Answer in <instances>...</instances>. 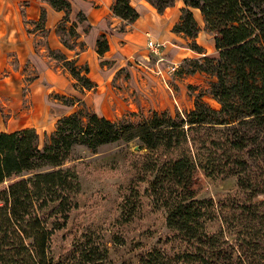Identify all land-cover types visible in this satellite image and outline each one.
<instances>
[{"label":"trees","instance_id":"trees-1","mask_svg":"<svg viewBox=\"0 0 264 264\" xmlns=\"http://www.w3.org/2000/svg\"><path fill=\"white\" fill-rule=\"evenodd\" d=\"M43 1L64 12L56 31L68 34L71 43L60 37L72 50L79 35L76 23L67 26L70 2ZM145 1L158 13L175 2ZM181 3L172 32L192 40V50L201 53L194 43L199 30L195 10L214 34L218 57L190 60L189 73L214 78L208 95L218 108L201 102L199 94L183 115L154 111L132 122L111 121L83 106L58 119L42 144L35 129L0 131V264H118L94 231L74 238L64 254L55 256L52 245L78 208L80 182L70 166L73 149L95 153L102 146L134 140L145 153L131 160L133 175L117 221L128 223L146 200L152 210L163 212L169 233L157 242L162 247L141 254L137 263L119 264H264V0ZM111 10L127 24L139 17L130 0H114ZM45 20L42 10L33 29L45 32ZM84 20L79 13L77 22ZM108 49L102 34L96 51L102 56ZM48 54L69 72L79 93L96 87L86 66L77 67L57 51ZM55 99L80 104L75 97ZM198 175L236 178L237 191L217 201L200 195Z\"/></svg>","mask_w":264,"mask_h":264},{"label":"rangeland","instance_id":"rangeland-1","mask_svg":"<svg viewBox=\"0 0 264 264\" xmlns=\"http://www.w3.org/2000/svg\"><path fill=\"white\" fill-rule=\"evenodd\" d=\"M174 6L175 4L171 7ZM175 8L179 16L180 9ZM196 18L199 25L196 38L202 46L201 53L204 56H197L192 52L193 42L190 39L182 37L185 41L176 38L171 44L164 42L162 78L157 75L154 58L150 57L147 63H143L141 59L129 60L104 81V86L94 94L88 106L84 107L111 121L126 118L137 122L140 116H149L154 111L167 112L172 116L183 115L193 109L196 97L203 94L201 102L217 109V103L208 95L214 78L208 74L189 73L192 70L189 67L190 60L218 57L212 45L214 34L205 29L202 16L196 15ZM121 28L124 27L117 26L118 31ZM58 29L61 27L58 26ZM60 35L71 43L66 32L60 31ZM184 42L192 51L183 48ZM170 48L173 49L172 53L168 50ZM178 52H184L185 56L191 55L192 58L177 57ZM173 64L177 65V69L170 72ZM22 73H26V77L22 78L21 94L17 96L19 88L12 87V94H9L12 96L0 98V131L12 132L26 125H35L42 144L50 134L56 115L50 111L48 117L40 118L45 113V106L24 99L28 81L32 78L28 77L31 71L22 70ZM29 109L33 110L30 112ZM139 146L138 141L134 140L105 145L95 153L80 146L73 149L70 166L75 168L80 182V191L76 197L78 208L70 213L65 228L55 234L52 245L55 256L64 254L72 240L86 231H94L103 236L109 248V259L118 264L137 263L141 254L154 246L162 247L157 242L169 233L165 227L164 214L162 211L152 210L146 200L128 223L121 225L117 221L133 175L131 160L145 153ZM195 187L200 195L217 201L237 191V179H208L198 175ZM218 226L219 224H215L214 229Z\"/></svg>","mask_w":264,"mask_h":264},{"label":"crops","instance_id":"crops-1","mask_svg":"<svg viewBox=\"0 0 264 264\" xmlns=\"http://www.w3.org/2000/svg\"><path fill=\"white\" fill-rule=\"evenodd\" d=\"M68 1L71 4V11L67 26L76 23V32L79 35L77 45H73L72 50L63 46L60 34L56 31L64 12L55 11L43 0H0V95L3 94L0 98L12 96L9 95L12 94L10 92L12 87L19 88L17 92L19 96L23 87L22 78L26 77L22 70L31 71L28 77L32 79L28 81L24 99L45 106V113L40 118L48 117L50 111L56 115L49 133L55 130L58 119L89 104L94 94L104 86V81L129 60L141 59L143 63H147L150 57L154 58L157 75L162 78L164 62H157V58L147 47L148 41L171 44L176 38L182 40L184 37L182 34L172 32V27L179 22L180 12L178 16L175 7L181 9V0H175V6L162 13H158L145 0H130L139 17L129 24L114 17L111 10L114 0ZM42 10L46 14L45 32L33 29V23L39 21ZM79 13L83 14L86 20L78 23ZM193 14L198 23L196 15L201 17L200 14L195 10ZM117 26H123L124 31H118ZM102 34L106 35L109 49L100 56L96 50L97 40ZM195 43L202 48L197 38ZM212 45L215 49L213 37ZM184 47L188 48L186 42ZM48 50L62 53L68 61H74L77 67L86 66L88 69L86 76L96 87L83 94L79 93L73 86L74 80L69 72L48 56ZM168 50L172 53L173 49ZM192 52L197 56H204L203 52ZM161 55L164 60V48ZM178 56L192 58L191 55L185 56L184 52H178ZM55 96L75 97L80 100V104L64 105L55 99ZM29 110L31 112L33 109ZM18 129H35L37 133L39 131L35 125H26Z\"/></svg>","mask_w":264,"mask_h":264},{"label":"built area","instance_id":"built-area-1","mask_svg":"<svg viewBox=\"0 0 264 264\" xmlns=\"http://www.w3.org/2000/svg\"><path fill=\"white\" fill-rule=\"evenodd\" d=\"M147 47L150 50V52L157 58V62H164L163 56L161 55V50L164 48L163 43H157L153 41H148ZM177 69V65L173 64V66L170 68V72H174Z\"/></svg>","mask_w":264,"mask_h":264}]
</instances>
